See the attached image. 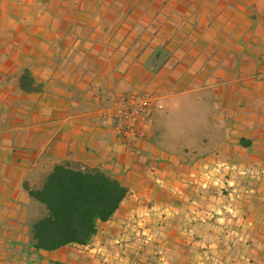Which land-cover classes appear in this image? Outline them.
Wrapping results in <instances>:
<instances>
[{"label":"crops","instance_id":"crops-1","mask_svg":"<svg viewBox=\"0 0 264 264\" xmlns=\"http://www.w3.org/2000/svg\"><path fill=\"white\" fill-rule=\"evenodd\" d=\"M145 92L202 107V143L161 148L159 110L132 154L99 109ZM62 161L129 192L91 243L35 251L25 182ZM0 264H264V0H0Z\"/></svg>","mask_w":264,"mask_h":264},{"label":"trees","instance_id":"trees-1","mask_svg":"<svg viewBox=\"0 0 264 264\" xmlns=\"http://www.w3.org/2000/svg\"><path fill=\"white\" fill-rule=\"evenodd\" d=\"M163 52L168 55L162 47L157 56ZM164 60L155 64V70ZM19 81L25 90L42 89L29 68L24 69ZM25 188L42 207L29 223L27 244L35 251L91 243L98 221L111 219L129 192L111 171L71 161L54 164L34 184L26 181Z\"/></svg>","mask_w":264,"mask_h":264},{"label":"rangeland","instance_id":"rangeland-1","mask_svg":"<svg viewBox=\"0 0 264 264\" xmlns=\"http://www.w3.org/2000/svg\"><path fill=\"white\" fill-rule=\"evenodd\" d=\"M160 111L158 118L161 129L158 134V142L161 148L165 146V148L184 152L185 144H190V142L193 145L202 143L200 134L201 132L204 133L203 127L194 128L189 126V122L197 121L200 123L206 119V113L202 107L191 105L190 101L179 99L171 103H163V108ZM191 139L193 141H190ZM156 162L158 161L152 158V163L150 164L152 171L160 169ZM163 181L161 177H157L155 180L159 184L163 183Z\"/></svg>","mask_w":264,"mask_h":264},{"label":"built area","instance_id":"built-area-1","mask_svg":"<svg viewBox=\"0 0 264 264\" xmlns=\"http://www.w3.org/2000/svg\"><path fill=\"white\" fill-rule=\"evenodd\" d=\"M163 108L158 95L145 92L142 95H123L112 105L99 109V115L114 122L117 136L130 146V152L140 155L137 146L140 132L137 127L139 121L148 122L157 111ZM156 168V167H153Z\"/></svg>","mask_w":264,"mask_h":264}]
</instances>
